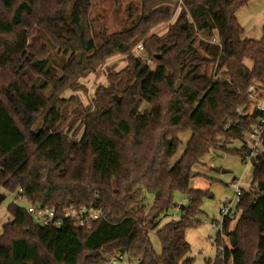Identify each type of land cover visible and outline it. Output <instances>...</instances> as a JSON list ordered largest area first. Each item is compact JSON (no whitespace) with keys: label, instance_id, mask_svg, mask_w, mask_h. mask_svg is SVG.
I'll return each mask as SVG.
<instances>
[{"label":"trees","instance_id":"1","mask_svg":"<svg viewBox=\"0 0 264 264\" xmlns=\"http://www.w3.org/2000/svg\"><path fill=\"white\" fill-rule=\"evenodd\" d=\"M140 1L128 14L130 28L99 33V45L92 0H0V186L26 202L8 208L0 264H102L105 253L126 251L137 264H193L185 230L197 224L204 193L189 188L191 173L214 151L241 159L247 152L229 146L255 122L238 109L251 85L264 89V26L260 40L244 38L236 14L250 0H183L173 22L177 0ZM169 21L165 33L150 36ZM213 37L221 47L205 41ZM144 38L143 57H134ZM45 42L65 58L61 75ZM116 55H128L127 66L109 73L88 110L61 99L66 89H84L78 79ZM188 131L172 165L178 135ZM252 168L250 190L222 223L230 246L205 264H264V153ZM175 190L191 202L181 221L157 229ZM147 193L154 195L149 207ZM28 205L101 209L106 218L90 228L71 220L46 228ZM155 229L161 255L149 237Z\"/></svg>","mask_w":264,"mask_h":264},{"label":"rangeland","instance_id":"2","mask_svg":"<svg viewBox=\"0 0 264 264\" xmlns=\"http://www.w3.org/2000/svg\"><path fill=\"white\" fill-rule=\"evenodd\" d=\"M177 0V9L172 17L171 22L175 21L182 5ZM93 8L90 11L89 17L93 25V37L100 45V37L104 35L108 38L114 33H119L130 28L126 22L128 14L134 8H141L140 0H92ZM236 17L244 28V38L252 40H260L263 36L264 26V0H250L249 3L238 10ZM167 23L161 24L150 33L151 35H162L168 30ZM99 33H103L101 36ZM146 40L144 38L143 42ZM139 42V43H140ZM50 50L49 60L50 66L56 68L58 74L61 75V68L65 63V58L57 53V50L45 42ZM131 54L134 57H143V51L139 54L132 50ZM48 54H46L47 56ZM128 55H116L109 58L104 64L100 65L94 73L87 74L83 78L78 79V85L83 87L81 90L66 89L61 95V99L71 100L77 99L76 107L83 112L89 109L94 92L99 86H107L109 84V73H118L128 64ZM251 67L252 63L247 62ZM180 88H181V81ZM177 82V83H178ZM177 85V84H176ZM49 91L46 95H49ZM38 125L37 128H39ZM35 128V129H37ZM81 136V135H80ZM80 136L77 138L79 139ZM191 137V132H185L178 135L181 142L178 152L172 159L171 164H175L185 151L186 145ZM171 139V143H172ZM232 149L240 148L239 141H232L229 146ZM192 171L198 173L192 177L189 183V188L196 191H201L204 194L200 198L199 211L194 220L197 221L195 226H190L185 230V238L190 246L189 257L193 258V264H205L207 261H214L218 257L219 249L230 246V239L224 232L221 233V210L225 206V202L234 199V190L232 183L234 180L243 177L242 186L246 191L250 190V185L253 180L252 166L246 167L241 157L226 152L214 151L202 159V165L193 168ZM5 194L6 198L0 204V236L3 234V226L10 221L9 206L12 204L25 205V201L17 198L16 194L6 193L0 186V195ZM154 201V195L147 193L146 204L151 206ZM191 200L187 193L181 190H175L173 193V205L169 207L158 220L157 229L167 225L168 223L181 221L182 215L185 213L184 208H187ZM183 206V207H182ZM150 232L149 237L152 246L157 255L162 254V242L156 230ZM115 253H105V261L102 264H107L108 259ZM117 254V253H116ZM133 257V256H132ZM134 258V257H133ZM133 261L131 264H135ZM130 264V263H125Z\"/></svg>","mask_w":264,"mask_h":264},{"label":"built area","instance_id":"3","mask_svg":"<svg viewBox=\"0 0 264 264\" xmlns=\"http://www.w3.org/2000/svg\"><path fill=\"white\" fill-rule=\"evenodd\" d=\"M183 0L180 1V5ZM205 41L221 47L220 41L217 37L212 39H205ZM144 50L143 42H140L136 45L134 52L139 54ZM217 66L214 67L212 75L214 79L218 78ZM247 101L245 105L238 109L240 114H246L249 117H254V124L251 128L245 133L243 140L239 141L241 147H244L247 152L244 154L242 162L246 167L252 166L253 159L264 153V89L257 87L256 85H251L245 92ZM240 147V148H241ZM243 177L237 180H234L232 183V188L234 190V199L231 201L225 202V206L221 210L222 221L228 216H235V208L239 199L243 193L242 186ZM28 212L31 213L35 218L38 219V222L46 228H59L65 220H71L74 224L81 228H90L91 225L101 219L106 218V215L101 209L94 208H76V207H67L63 209L60 213L56 210L41 208L36 205H28ZM222 230V228H221ZM220 230V231H221ZM220 256L224 257V248L219 249ZM134 263L137 264L139 260L133 258L129 252L117 253L111 256L107 264H125V263Z\"/></svg>","mask_w":264,"mask_h":264},{"label":"water","instance_id":"4","mask_svg":"<svg viewBox=\"0 0 264 264\" xmlns=\"http://www.w3.org/2000/svg\"><path fill=\"white\" fill-rule=\"evenodd\" d=\"M179 89H180V82H178L177 83V85H176V87H175V91H179ZM119 101H120V99H118ZM170 142H171V140H169ZM197 175V173L195 172V171H193L192 173H191V177H194V176H196ZM6 198V196H5V194H1L0 195V203L4 200ZM183 207V206H182ZM229 234L227 233V236H228ZM233 246H235V242L233 241V244H232ZM259 261V255H257L256 256V259H255V262L257 263Z\"/></svg>","mask_w":264,"mask_h":264}]
</instances>
